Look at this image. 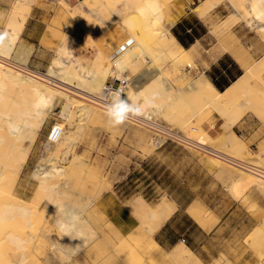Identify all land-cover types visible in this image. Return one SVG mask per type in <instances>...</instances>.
I'll return each mask as SVG.
<instances>
[{"label":"rangeland","instance_id":"obj_1","mask_svg":"<svg viewBox=\"0 0 264 264\" xmlns=\"http://www.w3.org/2000/svg\"><path fill=\"white\" fill-rule=\"evenodd\" d=\"M83 1L79 0L74 6L71 5L74 8L73 11L61 0V6L67 15L72 17L78 34L73 35L68 31V34H64L50 30L52 38L60 41L62 46L65 45V49H60L59 44H49L55 48L54 57L61 53L62 59L67 63L63 64L68 66L72 73H81L79 75L86 78L89 76L87 73L89 70L108 69V80L111 77H118L115 72L121 71L123 66L133 62L131 72H127L131 73V76L133 75V86L146 85L147 88L144 90L148 94L152 91L153 102L151 104H146L141 101L142 99L137 101L141 105L140 110L145 111L144 113L149 112L156 117L153 111L161 109L163 113L157 114L155 119L162 125L182 132L184 137L198 141L233 159L264 168V73L250 77L249 70L264 59V53L253 57L256 47L255 38L257 39L256 43L260 44L261 40L264 45V36L260 37L258 30L249 27V25H254L253 17L256 15L255 12L250 14V10L245 5L247 0L232 1L231 5L235 6H233L234 11L227 0H213L214 3L210 0L212 2L205 4H203L205 0H188L192 2V9L200 6L195 13L205 15L202 18L211 28L208 42L209 46L214 48L213 51L222 53V43L234 44L235 38H238L241 47L244 48L241 52L237 46H232L236 56L241 52L247 58L245 59L246 73L244 76L246 79L245 93L240 96L241 99L238 97V100L247 101L251 106L247 105V108L242 107L237 110L241 116L234 125L230 124L235 117V114L232 113L234 110L229 111L227 107L219 106L204 107V103L198 95V97H193L194 93L186 92L188 85L194 83L201 75L194 63H185L182 59H186V57L174 59L169 55H164L165 57L160 59L156 54L159 55L161 52H152L148 49L156 39L158 40L159 32L167 30L166 27L171 28L172 20L177 17L172 14L181 7V0H88L82 5ZM37 3L38 0L14 1L8 13L7 22L0 32L4 34L2 36L4 42L2 45L0 44V55L7 58V62L0 63V65L18 72L21 71L22 74H32L31 77L36 80L38 78L36 76L46 74L49 67L42 72H36L26 67L18 70L12 54L22 32L23 24L21 23H25L29 13L26 4L30 7ZM79 4L81 6H78ZM142 7L146 9L142 11ZM235 8L239 12L241 11L240 13L244 14L247 19L244 20L245 18L241 19L236 16ZM130 16L135 17L134 20ZM125 17L128 19L124 26L121 24V18ZM259 21L263 22L264 20ZM118 29L124 34L116 40L112 38V32ZM236 30H242L238 37L234 34ZM8 39L11 40L8 41ZM209 46L208 48H210ZM170 47L171 43L168 42L165 48L169 49ZM118 49H120V53H117ZM242 55L238 57L239 61H242L243 58L240 59ZM261 56L263 57L261 58ZM144 59L149 63H146ZM156 72H160L172 86L173 95L183 91L178 102L168 104L156 93L155 90L161 87L160 83L153 80V75ZM37 73L39 74L37 75ZM148 82L152 84L149 85ZM9 94H6V97H0L1 111H6L11 103L8 96L11 97L12 94ZM64 98L57 96V103L54 104L53 110L46 117L45 122L38 128L39 133L34 137L32 145H28L23 151L15 152L12 161L11 159L8 161V168L5 170L8 180L14 179L19 172L20 175L15 189H13V185L11 186L12 183L8 184L11 187L7 185L11 194L8 195L10 198L8 196L5 198V201L13 205L16 196L24 201L26 210L29 209L32 212L26 217H19L23 211H16L12 207L4 208L5 211L2 209L1 213L4 211V215L0 217L2 218L0 223H7L5 226H8L4 227V232L11 230L15 236H21L23 247L18 248L14 244L8 243L10 248L2 249L1 256L6 258L12 252H15L16 255L23 253L27 257L25 264H49L46 259L48 258L46 256L48 249L44 248L39 234L40 230L52 226L49 222L52 221V218L46 209L53 203L54 197L52 191L42 189L39 180L33 176V173L46 168L50 153L55 151L59 164L63 166H69L75 162L78 164L77 175L73 180L76 194L70 195L67 200H64L65 202L77 206L86 205L96 195L103 196L107 191H118L121 197L129 198L131 201L144 199L150 207H155L164 200L171 201V196L183 202L192 199L201 200L206 205H194L191 208L200 207L206 211L211 225L217 223L215 213L225 216L222 238L235 240V242L226 245H231L232 248H241L244 253L247 252L245 264H264V232H259L261 226L264 225V192L260 185L257 186L258 183H255V186L254 184L250 185L249 189H244L246 191L242 192L243 195H241L242 193L235 195L234 184L241 179L240 176L242 179L248 177L243 176L242 170L200 151L194 145L169 142L157 149V146L152 143L153 131L151 129L141 127L142 125L139 127L128 120L118 127H112L108 123L106 111L99 107L97 109L99 117H92L80 122L75 115L74 105ZM186 107L187 110H185ZM20 109L22 107L13 106L9 111L21 114ZM190 109H194V112ZM54 124L65 128L70 136V141L59 140L54 145L48 143L47 137ZM236 125L245 127L248 135H242L243 131L234 128ZM207 126L211 131L206 128ZM2 149L10 150L6 145ZM66 153L68 154L66 155ZM66 157L70 160L66 161ZM104 188H106V192ZM18 212L19 215H17ZM97 212L91 215L95 221L94 229L98 233L100 232L96 243H91L71 261L67 262L66 260L65 264H74L75 262L77 264H116L121 258L118 255L123 254L124 248L117 246L116 242L118 241L114 239L115 236L110 234L111 231L108 232L110 228L99 220L104 216L102 214L98 216ZM43 213H47L49 216L46 218ZM11 215L15 217L13 221L9 220L13 218ZM103 235L107 237V241ZM122 241L123 239L119 241L120 245ZM219 245V243L215 244L217 248ZM226 245H223L221 250ZM149 260L150 263L155 264L154 260ZM218 261L236 264L226 257L215 259L212 264H220L215 263Z\"/></svg>","mask_w":264,"mask_h":264},{"label":"bare ground","instance_id":"obj_2","mask_svg":"<svg viewBox=\"0 0 264 264\" xmlns=\"http://www.w3.org/2000/svg\"><path fill=\"white\" fill-rule=\"evenodd\" d=\"M86 1L88 0H84L83 2H81V4L84 5ZM212 1H208V2H212ZM212 3H214V1ZM164 4H166V2H164ZM212 7L214 6L212 5ZM144 9L146 8L142 7V11H144ZM197 11L198 9L196 10V12ZM240 12L237 10L236 16H238L239 18L241 17V19L245 18L244 20H246L247 17H245L244 14H241ZM134 18L135 17H133V20ZM121 19H122L121 24L124 25L128 17L121 18ZM262 19L263 18H261L258 14L253 18V20H262ZM245 23L247 24V22ZM256 23L254 25H249V27L254 28V29L259 28V24L261 22H256ZM21 24H24V23H21ZM11 39H8V41H10ZM3 42H4V37L0 39V44L2 45ZM168 42L171 43V47L169 49H166L165 46L168 44ZM148 49L151 50L152 52L154 51L161 52L159 55L156 54V56L159 57L160 59L164 58L165 57L164 55H169L170 57H173L174 59H182V58H185L187 55L184 49L180 47V45L175 41L173 35H171L168 30H162L161 32H159L158 40L156 39L154 41V44L149 46ZM60 55L61 54L57 56L53 65L50 67L49 71L46 74L38 75L39 73H37L38 75L36 76L38 77L37 80L36 78L31 77L32 74H29V73L22 74L20 73L21 71L18 72L17 70H13L12 68H8L6 66L0 65V97H6V94H9V93L12 94L11 97L7 95L11 101V103L7 107V110L6 111L0 110V119H1V123H0V217L4 215V211H5L4 208L9 209L12 207L13 209H16V211L17 210L23 211L22 212L23 214L21 215H19V212H18L17 215H19V217L20 216L26 217L28 216L29 213L32 212L29 209L26 210L27 207L26 208L24 207L25 206L24 201L22 199H19L16 196H15V201L13 205L11 203L10 204L6 203L5 198L11 194L10 188L7 189V187L10 185V183H12L11 186L13 185L12 187H14L13 189H15L20 172L17 173L14 179L8 180L7 176H5V170L8 168V165H7L8 161L10 159L12 161V159L15 157V152L23 151L24 148L28 147V145H32L35 139L34 137L37 135V133H39L38 128L40 127L41 124L45 122L46 117L53 110L54 104L57 103V96H63L68 101L72 102V104L74 105L76 109L75 115L77 116V119L80 122L86 121L92 117L93 118L99 117L100 114L97 113L98 107L106 111V107L102 105V103L100 102V99L102 96V89L109 78L108 69L101 71V72L98 71L96 75H94L91 78H85L77 74L76 72L72 73L68 67L64 66L61 63ZM240 55H242L241 52L238 53L237 57H239ZM1 56L2 55H0V63H6L7 58L5 59ZM144 56H146V53H144ZM243 57L244 55H242L240 59H242ZM123 67L124 68L121 69V71L117 73L115 72V74H117L118 77L128 76L132 79L133 75L131 76V73L129 74L127 72H129L131 70V67H133V62H129ZM249 70H250V77L251 76L255 77L261 73H264V59L261 60L257 65H255L253 68ZM134 72L136 73V71ZM156 74L161 76V73L156 72L153 75V80L155 82L161 83L160 84L161 87L155 90L156 93L160 95L159 97H161L162 99H165L164 101L168 104L172 102L174 103L178 102L183 95V91L180 94H177V95L174 94L175 95L174 96L172 92V86H170L167 80H165L163 77H161L162 80L159 81L160 77L159 78L156 77ZM244 76L240 80H238L236 84H234L232 87H230L224 92L217 91L212 86L211 83L204 81V80L200 82L198 81V82L191 83L190 85H188L189 87L186 92L196 93L201 98L202 102L204 103V107H207V106L218 107L219 106V107H227L229 111L234 110V112L232 113L235 114V115L233 114L235 117L230 123L231 125H234L241 116V113H239V111L237 110L239 108L241 109L242 107L244 108L247 105L248 106L250 105L249 103H247V101L242 102L238 100V97L240 98V96H242L245 93L244 87H245L246 79L244 78ZM144 88H147V86L146 85L141 86V87L135 86V85L133 86V83H132V85L127 91L126 99H128L129 101H136V102L142 99L141 101H144V102L147 101L146 104H149V103L151 104L153 102L151 99L152 91L148 94L146 90H144ZM13 106L22 107V109H20L21 114L11 113L9 110ZM144 112L140 110L138 115H131L128 121L130 123H135V125L140 127L141 124L138 121H136L138 120L136 119V117L141 118V117H144L145 115L149 116V114H151L149 112H146V113ZM140 113H143V114H140ZM153 113L157 117V114L160 115L163 113V111L159 109V110H154ZM141 127H146V126H141ZM186 139L191 146L194 145L200 151H203L205 147V149L207 148L210 150L208 152L206 151L208 154L214 155L212 153L214 149L212 148L210 149L207 146L203 145L202 143L195 141V140L188 139L187 137ZM59 140L63 142L70 141V136L68 135V132L65 131V128L63 127H62V132L58 136L55 144H57ZM47 141H48V137H47ZM24 143L25 145H23ZM48 143L50 142L48 141ZM50 144L54 145L53 143H50ZM5 145L8 146L10 150H7V151L3 150L2 148ZM54 152L55 151L50 153L51 156L48 160L47 167L41 170H36L33 173V176L39 180L40 182L39 184L42 186V189L46 191H52V194L54 197L52 201L53 203L51 202L52 204H50L49 207H47L46 209V211L52 218V221H49L50 225L52 226H50V228L48 229L45 228V229L40 230V234H39L40 235L39 237H41L42 239V244L44 248L48 249V253L46 255L48 258L46 259L49 262V264H65L71 261L77 255H79V253L83 249L87 248L91 243H96L95 241L97 237L99 236L100 232L98 233L96 229H94L95 221L92 219L91 215L96 214L97 211L100 212V208L97 207L95 203L102 195L101 194L98 196L96 195V197L90 200L88 204L82 205V206H77V205L65 202L64 200H67V198L70 195L76 194L74 191L75 184L73 180H74V177L77 175V169H78L77 165L78 164L75 162V163H71L69 166H63L59 164L58 157L55 155ZM215 152L218 153V151H215ZM67 154L68 153H66V155ZM223 156L229 158L228 155L223 154ZM225 157H223V159H226ZM67 159L69 158L66 157L65 160L67 161ZM230 159H233V158H230ZM230 159L222 160V162H225L226 164H229L233 167H236L239 170H242L243 176L245 175L248 176L246 179H242V176H240L241 179L234 184L233 192L235 195L241 194L242 192L244 193L246 191V190L244 191V189L246 188L249 189L248 187H250V185L253 186V184L255 186V183L256 184L258 183L257 186L260 185V187L262 188V191L264 192V184H263L264 179H261L258 176L252 175L248 173L247 171L241 169L240 167L233 164V161H231ZM213 161H215V159H213ZM105 189L106 188H104V190ZM243 193L241 195H243ZM239 198H240V195H239ZM129 208L131 212L136 217H138L142 223H141V227H139L137 230L131 233L128 237H121L120 236L121 234L118 233V231L114 230L113 226L111 225L112 223L110 224L106 220L105 217H102V219H99L103 221L105 224H107V226L110 228V230L108 229V232L111 231L112 233L110 232V234L115 236L114 239L118 241L116 242L118 244L117 246L119 247L122 246V248H124L123 249L124 251H122L123 254L121 253L122 255H118L121 257L120 260L124 264H152L149 262L150 261L149 259L154 260L155 264H202L203 263L196 256V254L184 244L175 247L170 252H167L163 250L162 247L154 240V235L157 232V230L160 229L176 212L177 207L174 202L169 201L168 199V200L162 201L155 207H150L144 201V199L143 200L138 199V200L133 201L129 205ZM2 209H4L3 213H1ZM9 211H12V210H9ZM88 211L90 212L88 213ZM98 212H97L98 216L102 214L101 212L100 213ZM189 212L202 225L205 226L207 224L208 214L206 211L202 210L200 207H194V208H191ZM32 214H35V213H32ZM43 214L44 216H46V218L49 216L47 215V213H43ZM11 217L13 218H10L9 220L13 221L15 217L12 215ZM0 219L2 220V218ZM58 219L63 220L66 223L74 225L77 231L85 234L87 243L81 247V250L78 252V254L73 255L71 249L66 247V245H68L69 243V240L61 231L58 230L57 224H56V221ZM31 221L29 222L31 223ZM5 225H7V223L6 224L0 223V251L7 247L10 248L8 243L14 244L18 248L23 247L22 245L23 238L19 235L15 236V233L12 232L11 230L8 232H4L5 230L4 227H6ZM25 225H27L28 227H31L28 224H25ZM144 225H147V226L145 227ZM259 232L261 233L264 232V225L261 226V231ZM7 235L9 236L6 237ZM104 235H103V238H105L106 240L105 239L104 240L107 241V237H104ZM120 238L123 239L121 245L119 242L121 241ZM77 242L78 241L72 242V243H77ZM100 244H101V240H100ZM17 255L15 252H12L10 255H7L5 258L4 256H1L0 254V264H25V261H27V257L23 253L21 255L20 254L18 256ZM222 262L218 261L215 263L231 264L228 261L223 262V263ZM74 264H77V262H75Z\"/></svg>","mask_w":264,"mask_h":264},{"label":"crops","instance_id":"obj_3","mask_svg":"<svg viewBox=\"0 0 264 264\" xmlns=\"http://www.w3.org/2000/svg\"><path fill=\"white\" fill-rule=\"evenodd\" d=\"M14 1L17 0H0V32L3 25L7 22L8 13L11 10ZM63 1L70 7L79 2V0ZM208 1L210 0H205L203 4ZM234 1L240 2L243 0ZM227 2L234 11L233 6L231 5L232 0H227ZM245 5L250 10V14L255 12V15L258 14L263 18L262 20H264V0H247ZM180 6L181 7L172 14L177 17L175 20H172L171 28L169 29L168 27H165L170 34L173 35L175 41L180 47H182L187 53L186 60H182H184L185 63H194L200 71L201 75L195 80V82L204 80L211 83L217 91H226L236 84L246 73L245 59L247 58L243 57L242 61H239L234 53L235 49H233L232 46H237V49L240 51L244 48L241 47L238 38H235L234 44L232 43L230 45L228 42L222 43V53L213 51L214 48L210 47L208 42L211 28L202 18L205 15L195 13L200 6L192 9V2L188 0H181ZM26 8L29 9V13L23 24L22 32L14 48L12 58L18 64L36 72H42L48 67L49 70L57 56L61 54L58 53L57 56L54 57L55 48L49 44H59L61 46L60 49H65V45L62 46L60 41L52 38L50 30L53 32H62L64 34H68V31L73 35H77L78 30L73 25L72 17L67 15V12L61 6V0H38L37 4L30 5V7L26 4ZM71 9L74 11L73 7H71ZM256 22L260 21L253 20L254 24ZM103 25H105V23H103ZM255 29L258 30V35L260 37L264 36V21L259 24V28ZM241 33L242 30H236V32H234L237 37ZM123 34L124 33L118 29L112 32V38L117 40ZM3 35V33H0V38ZM256 42L257 39L255 38L254 44L256 47L255 51H253V57H258L259 54L262 55L264 53V45L262 41L260 40V44ZM208 46L210 48H208ZM263 56H261V58ZM60 57L61 63L67 64L62 59L61 55ZM144 61L149 63L146 59H144ZM76 71L79 73L78 70ZM97 72L98 71L95 70L87 71L89 74L87 78L93 77ZM156 77L161 78L162 75L160 76L156 74ZM161 80L162 79L159 81ZM148 83L149 85L152 84L151 82ZM181 92L182 91H180L179 94ZM194 94L197 96L196 93ZM185 110H187V107ZM190 110L194 112V109ZM206 128L209 129V126ZM234 128L243 131L244 134L242 135H248L245 127H239V125H236ZM209 131H211V129H209ZM170 200L176 204V212L154 235V240L163 250L171 251L175 247L184 244L205 264H212L215 259L226 256V258L236 264H245L247 262V252L244 253L241 248H232L231 245H226L235 242V240L222 238L224 232L223 226L225 224L224 215H218L215 213L217 223L211 225L209 221H207V224L204 226L189 212L190 208L194 205H206L202 203L201 200L192 199L183 202L172 196ZM133 201L135 200L131 201L129 198L124 199L119 195L118 191H109L96 202V206L100 208L103 216L110 224L112 223L111 225L114 230L118 231V233L121 234V237H128L141 226L140 219L136 217L129 208V205ZM217 243L220 244V249L219 246L218 248L215 246ZM223 245L226 246L221 250ZM116 264H123V262L119 259Z\"/></svg>","mask_w":264,"mask_h":264},{"label":"built area","instance_id":"obj_4","mask_svg":"<svg viewBox=\"0 0 264 264\" xmlns=\"http://www.w3.org/2000/svg\"><path fill=\"white\" fill-rule=\"evenodd\" d=\"M117 53H120V49H118ZM14 62V61H13ZM16 68L20 70L19 68L24 69L25 67L18 64L17 62H14ZM133 81L130 77L122 76V77H111L104 85L102 89V96L100 99V102L104 107L110 102L111 100V93L113 90H120L121 95L126 99L127 91L132 85ZM136 121H138L142 126H146L149 129L153 131V137H152V143L157 146V149L162 148L165 144L168 142H177L181 144H187L190 145L187 141L186 137H184V134L181 132H176L175 130L170 129L169 127H166L159 123L155 119V117L151 114L149 116L145 115L144 117H136ZM62 132V127L59 124H54L51 126L50 132L48 134V141L50 143L55 144L58 136ZM191 146V145H190ZM210 151L209 149H203L202 152L207 153ZM217 150L212 151L214 157H217L221 160L230 159L231 157L227 158L223 156L220 151L215 152ZM208 154V153H207ZM217 154V155H216ZM211 155V154H209ZM221 156V157H219ZM225 157L226 159H223ZM233 164L240 167L241 169L247 171L248 173L258 176L261 179H264V168L259 165H254L253 163H247L246 161H240V160H233Z\"/></svg>","mask_w":264,"mask_h":264},{"label":"clouds","instance_id":"obj_5","mask_svg":"<svg viewBox=\"0 0 264 264\" xmlns=\"http://www.w3.org/2000/svg\"><path fill=\"white\" fill-rule=\"evenodd\" d=\"M147 103V101H145ZM141 105L136 101H129L125 99L120 90H113L111 93V100L106 105V117L108 123L112 127H118L124 124L131 115H138L140 112ZM57 228L61 231L69 240L68 247L71 249L72 254H78L81 247L87 243L85 234L75 229L74 225L66 223L63 220L56 221ZM77 243H72L76 242Z\"/></svg>","mask_w":264,"mask_h":264}]
</instances>
